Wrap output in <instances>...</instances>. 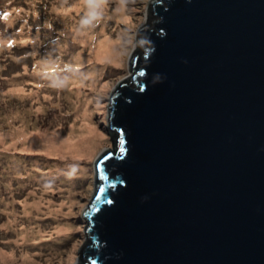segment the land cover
<instances>
[{"label":"water","instance_id":"water-1","mask_svg":"<svg viewBox=\"0 0 264 264\" xmlns=\"http://www.w3.org/2000/svg\"><path fill=\"white\" fill-rule=\"evenodd\" d=\"M136 38L75 264H264V0H150Z\"/></svg>","mask_w":264,"mask_h":264},{"label":"rangeland","instance_id":"rangeland-1","mask_svg":"<svg viewBox=\"0 0 264 264\" xmlns=\"http://www.w3.org/2000/svg\"><path fill=\"white\" fill-rule=\"evenodd\" d=\"M149 1L0 0V264H75L85 241L82 213L95 192V159L103 150L114 148L108 134L109 97L117 84L131 75L128 58ZM5 12L9 14L6 19ZM84 20L88 23H82ZM68 25L94 40L110 39L114 42L112 57L80 62L76 54L81 50L83 56H90L88 46L59 49L62 31ZM93 62L101 65L102 72L91 87L71 69L89 68ZM50 73L53 76L46 77ZM76 101L89 105V121L101 136L100 142L89 156L49 153L43 136L64 137L71 129L81 135L82 122L74 117ZM21 129L27 139L15 147L12 140ZM31 134L37 135L38 144H30ZM60 184L73 186L70 197ZM43 191L49 192L48 196H41ZM38 197L43 211L37 214L34 209L27 217L23 215L21 204ZM13 202V209L19 212L16 223L10 220ZM59 225L68 230L57 233ZM25 226L41 229L45 235L23 237L14 230ZM22 253L29 263L23 261Z\"/></svg>","mask_w":264,"mask_h":264},{"label":"bare ground","instance_id":"bare-ground-1","mask_svg":"<svg viewBox=\"0 0 264 264\" xmlns=\"http://www.w3.org/2000/svg\"><path fill=\"white\" fill-rule=\"evenodd\" d=\"M95 1L96 0H92V3ZM121 10H123L122 7H121ZM90 25H92V23H90ZM93 32L97 33L96 30ZM61 39L62 40L59 41V49H61V48L69 49L72 46L81 49V48H86V46H88V48L90 49L92 54L90 56H88V55L83 56L81 53V50H80L76 54V59L78 61H80V59H81L80 62H85L87 60V58L88 59L90 58V62H91L94 58L97 60H101V59H104V57H106V56L112 57L111 52L113 50L114 42H111L110 39L106 38V40H102V39L94 40V36H88L83 31H80L78 33L76 31H74L73 27H71L69 25L64 28V31H62ZM106 42H111V43L108 44ZM71 70L75 73L80 74L81 77H84V78H80V80L84 83H88L91 87L94 86L95 82L97 81L96 76L102 72L101 65L96 63V62L91 63L89 68L80 69V68L74 67ZM52 76L53 75H51V73L46 74V77H52ZM80 89L81 88H78L77 90H75V93L79 94ZM75 104H76L75 105L76 108H75V116L74 117L80 118V120L82 122L80 124L81 129L78 131L81 135L78 137L77 134L75 133L77 130L71 129L68 133L69 134L68 136L61 137L58 134H51L49 136H43L42 142L45 146L50 147V150H48V151H50L49 153L53 154V151H58L61 154L69 152L70 154H75L78 156H82V155H88L89 156V155H92L93 149L100 142L101 136L97 133L96 128H94L92 123L89 121V117H90L89 105L84 101H81V102L76 101ZM73 133H74V135H73ZM27 135L28 134L25 132L24 129H21L20 131H18L13 137V140H12L13 145L16 147L19 143L20 144L25 143V141L27 139ZM36 137H37V135H32V134L30 135L31 140L29 142L32 146H33V143L38 144V142H35ZM18 140H21V141L17 142ZM71 163H72V161H71ZM74 163H76V162H74ZM59 164H64V163L59 162ZM78 171H79V174H82V175L84 174L83 171H81V170H78ZM69 178H71V177H69ZM12 179H13V177L11 176L10 180L12 181ZM71 179H73V178H71ZM78 180H76V181H78ZM9 185H10V182H9ZM60 186L63 187V189L65 187V189H66L65 192L67 193V198L70 197L68 195H70V192L72 191L71 188L73 186L68 188L67 186H65L63 184L58 185V187H60ZM43 192L44 193L41 194V196H44V197L48 196L49 192H47V191H43ZM39 198L40 197L34 198V200H32V201H25L24 203H22L21 204V213H23V215H25L26 217H27V213L33 211L34 209H37V214L41 213L43 211V209H42V205H41V200H39ZM48 199L50 200V198H48ZM14 207H15V205L13 202L12 206H9L10 215H11L10 220L12 222L16 223L17 222V214L19 212L17 210L13 209ZM48 213H51V210H49ZM30 227L31 226H25L24 230H17L14 228V230L21 233L23 235V237L32 236V238H33V236L45 235V233L44 234L42 233L43 230H41V229L31 230ZM67 230H68L67 226L59 225V228H57V233H64ZM11 253H13V251H11ZM11 255H13V254H10V253L8 254V256H10V257H11ZM2 257H5V256L2 255ZM21 257L23 258L24 262L29 263L26 254L22 253Z\"/></svg>","mask_w":264,"mask_h":264},{"label":"clouds","instance_id":"clouds-1","mask_svg":"<svg viewBox=\"0 0 264 264\" xmlns=\"http://www.w3.org/2000/svg\"><path fill=\"white\" fill-rule=\"evenodd\" d=\"M88 2H89V4H91L92 0H88ZM8 15L9 14L7 12H5L4 15H3V18L6 19ZM82 23H88V21L87 20H84V21H82Z\"/></svg>","mask_w":264,"mask_h":264},{"label":"snow or ice","instance_id":"snow-or-ice-1","mask_svg":"<svg viewBox=\"0 0 264 264\" xmlns=\"http://www.w3.org/2000/svg\"><path fill=\"white\" fill-rule=\"evenodd\" d=\"M4 15V14H3Z\"/></svg>","mask_w":264,"mask_h":264}]
</instances>
